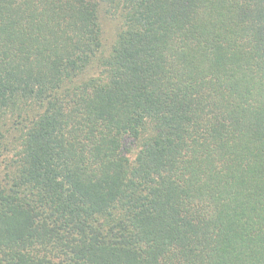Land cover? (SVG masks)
Masks as SVG:
<instances>
[{
  "label": "trees",
  "instance_id": "obj_1",
  "mask_svg": "<svg viewBox=\"0 0 264 264\" xmlns=\"http://www.w3.org/2000/svg\"><path fill=\"white\" fill-rule=\"evenodd\" d=\"M0 264H264V0H0Z\"/></svg>",
  "mask_w": 264,
  "mask_h": 264
}]
</instances>
